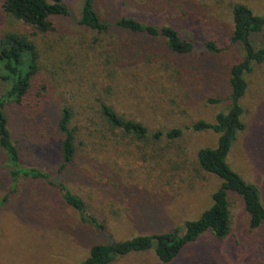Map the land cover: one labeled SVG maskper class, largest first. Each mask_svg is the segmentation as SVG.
<instances>
[{
  "label": "rangeland",
  "instance_id": "374dc122",
  "mask_svg": "<svg viewBox=\"0 0 264 264\" xmlns=\"http://www.w3.org/2000/svg\"><path fill=\"white\" fill-rule=\"evenodd\" d=\"M65 2L70 15L39 33L5 14L0 0V38L25 34L39 54L32 102L39 111L27 118L12 111L8 127L20 165L49 174V181L20 176L12 182L0 151V264H80L95 243L175 227L183 232L185 221L198 218L211 205L220 180L199 168L196 154L215 147L218 134L187 127L198 120L214 123L216 114L229 107V68L242 55L230 44L233 5L264 15V0H94L102 19L132 15L175 28L194 44L191 53L178 56L165 49L161 38L96 33L79 24L83 0ZM208 41L218 51L205 50ZM117 43L122 47L119 63ZM142 47H150L153 55L143 58ZM246 80L240 99L245 129L236 135L227 163L257 187L264 206V63ZM5 87L0 80V94ZM101 103L149 132L181 128L182 135L137 139L109 126ZM62 107L72 112L76 148L63 167L57 131ZM58 184L84 201L82 215L66 204ZM228 198V234L217 238L206 232L165 264H264V224L250 229L241 198L233 193ZM111 264L164 263L149 250Z\"/></svg>",
  "mask_w": 264,
  "mask_h": 264
},
{
  "label": "trees",
  "instance_id": "16d2710c",
  "mask_svg": "<svg viewBox=\"0 0 264 264\" xmlns=\"http://www.w3.org/2000/svg\"><path fill=\"white\" fill-rule=\"evenodd\" d=\"M1 5L5 14L39 33L51 31L58 18L70 15L65 0H2ZM232 23L230 44L239 47L242 55L229 68V107L226 111L216 114L214 123L198 120L187 127L193 131L213 130L218 134L215 147L200 148L196 154L199 168L220 180L219 186L211 195V205L198 218L185 221L183 232L175 227L166 232L95 243L80 264H111L119 257L149 250L165 264L172 262L185 246L195 242L206 232L223 238L228 234L230 227L229 193L241 198L250 229H257L264 224V206L260 202L257 187L245 182L227 163V155L236 135L245 129L241 120L243 109L240 99L248 85L246 74L255 66L264 63V15L254 14L244 4H235L232 7ZM79 24L99 34L111 35L117 32L119 35L161 38L164 40L165 49L178 56L191 53L194 47L192 41L181 38L178 31L171 26L146 23L132 15H122L113 21L102 19L95 9L94 0H83ZM121 48L120 43L114 48L115 54H118L115 55L118 56L115 58L118 63L122 58ZM142 48L143 58L153 55L150 47ZM204 48L211 52L218 51L217 46L211 41L206 42ZM38 66L39 54L34 40L17 32L7 33L0 38V80L6 85L0 94V151L4 154L2 165L12 182L20 176L49 181V174L42 170L20 165L19 151L8 127V117L12 111L18 114V118L21 116L27 118L32 110L33 113L39 111V105L32 103L35 96L33 79ZM100 113L109 126L137 139L151 137L159 140L162 136L176 139L183 132L181 128L149 132L141 122L120 116L105 103L100 104ZM71 118L70 109L62 107L57 120V131L61 134V167L71 162L75 156V137L69 126ZM58 187L66 204L82 215L86 210L84 201L62 184H58ZM90 221L96 228H101V224L95 218L91 217ZM262 249L264 251V244Z\"/></svg>",
  "mask_w": 264,
  "mask_h": 264
}]
</instances>
